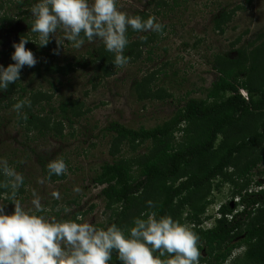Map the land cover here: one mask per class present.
Segmentation results:
<instances>
[{"label":"trees","instance_id":"trees-1","mask_svg":"<svg viewBox=\"0 0 264 264\" xmlns=\"http://www.w3.org/2000/svg\"><path fill=\"white\" fill-rule=\"evenodd\" d=\"M187 1L150 0L148 9L136 10L132 15L138 14L143 18L155 15L165 19ZM35 3L28 0H0V30L15 24L18 21L16 19L24 23V30L17 34L14 43H18L21 36L38 43L37 36L30 31L33 22L31 8ZM13 6L17 11L15 16L9 13ZM23 7L30 8L23 12ZM230 19V13L220 12L213 21L214 28L222 31V26ZM167 29L165 26L161 34L137 33L129 28V44L125 50V55L130 57L129 63L141 58L144 49L150 44L155 45L158 36L164 35ZM255 45L251 43L250 52L237 50L232 59L216 55L212 70L217 73V77L205 98L184 100V104L162 124L136 130L111 122L103 128L101 137L107 139L111 161L100 166L92 182L102 188L100 196L107 211L111 212V218L116 219L115 224L126 229L141 213L150 211H156L160 216L169 215L176 220L186 208L188 213L183 222L191 225V229L199 236L198 247L203 263L224 264L235 249L244 247L248 260L264 264V190L257 194L248 193L254 179L261 178L264 181V43ZM26 47L41 62L34 67L25 66L19 81L10 84L7 91L0 92V126L12 124L20 128L25 140L49 136L64 139V124L72 128L73 119L83 118L88 113L85 104L79 99L69 98L61 100L58 107L52 108V93L23 86V74L31 72L39 77L43 75L50 90L58 91L50 79L55 76L69 78L79 69L95 66L99 74L88 80V83L96 87L98 79L114 75L117 68L113 65L114 54L107 52L102 43L89 55L88 61L83 59L79 64L75 59L61 64L55 62L61 48H58L54 39L50 38L46 47L32 42ZM13 51L11 46L0 53L6 61L4 67L14 63L11 60ZM147 54L151 55V50ZM146 61H150V58ZM165 67L166 64L164 68L145 74L134 82L133 90L138 93L140 101L162 99L160 95L168 97L163 90L155 91L152 88L157 76H167ZM54 82L58 86L62 85L59 79H54ZM241 90L246 92V99L240 96ZM25 97L31 100V107L23 110L28 117L26 121L12 110L13 104ZM45 106L50 110L45 109ZM10 111L14 113L9 119L6 115ZM178 134L182 135L180 141H176ZM219 137L222 138L223 153L215 155L217 159L207 166L198 165L215 154ZM141 148L143 151L140 153L138 150ZM123 150L130 154L128 158L119 156ZM8 164L12 166L13 162L9 161ZM41 167L46 178L47 166L43 164ZM218 178L234 187L233 198H239V202L233 207L231 204L221 206L215 226L203 229L202 216L213 203L207 200V196L213 181ZM65 180L66 175H53L48 181L58 183ZM6 181L7 178L0 175V184ZM256 184L258 186L259 182ZM25 186L24 182L16 191V200L25 194ZM11 196L10 188L0 187V200L3 203H11ZM148 201H152L155 207L148 208ZM236 207L242 209L235 213ZM168 258L167 255L162 257L165 260ZM112 264H120L115 253Z\"/></svg>","mask_w":264,"mask_h":264},{"label":"rangeland","instance_id":"rangeland-1","mask_svg":"<svg viewBox=\"0 0 264 264\" xmlns=\"http://www.w3.org/2000/svg\"><path fill=\"white\" fill-rule=\"evenodd\" d=\"M149 1L118 0V7L132 15L136 10L148 9ZM14 8L13 6L9 12L13 16L17 13ZM28 8L30 7H23L22 11ZM222 11L230 13L231 19L222 26L221 31L214 28L213 21ZM16 20L18 21L12 26L0 30V53L11 47L17 34L24 30L23 21ZM158 20L164 27H168L164 35L158 36V42L145 48L141 58L132 64L116 68L111 77L98 79L96 87L88 83V80L96 78L95 75L99 74L96 73L95 66L86 70L79 69L69 78L55 76L50 79L58 91L50 90L43 75L39 77L31 72L23 74V86L28 89L41 88L52 93V108L58 107L61 100L76 98L81 100L88 110L83 118L73 119L72 128L64 124V139L49 136L35 138L33 141L25 140L20 128L17 129L12 124L0 126V159L12 161L11 167L24 176L25 194L18 196L17 200L25 209L32 207L31 201L35 193L41 200L45 215L57 219L82 218L78 222L91 221L98 228L115 223L116 219L111 218L112 214L107 211L100 196L102 188L92 182L100 166L111 161L107 139L101 137L103 128L111 122H118L136 130L162 124L184 104V100L205 98L207 90L217 77V73L212 70L213 58L216 55L232 59L239 49L251 50L252 42L255 46L264 43V0H251L249 3L246 0H188L184 6L175 9L174 14ZM60 36L58 33L57 38ZM100 44V41L94 44L86 43L83 48L76 50L65 41L64 49L61 48L55 62L64 64L77 59L80 64L83 59L88 61L89 55L93 54ZM149 50L151 55L147 54ZM147 58H150V61H146ZM40 62L41 60L37 59L36 64ZM165 64L167 76H157L152 88L155 91L163 90L168 97L160 95L162 99L140 101L138 93L133 90L134 82L145 74L164 68ZM0 65H6L1 55ZM54 79L61 80L62 85L58 86ZM239 94L242 96L240 92ZM246 97L247 94L243 91L242 98ZM44 108L50 110L47 106ZM13 113L10 111L6 116L10 119ZM2 116H5V113H2ZM181 139L182 135H176V141ZM221 141L222 138L219 137L215 154L198 165L207 166L217 159L215 155L223 153ZM138 151L141 153L143 148ZM129 155L127 150L119 154L120 157L127 158ZM58 157L64 159L68 167L66 180L49 182L41 166H47L50 160ZM41 180L44 182H39ZM75 188L79 191H74ZM53 192L60 193L59 200L53 198ZM233 197L234 187L221 178L215 179L207 196V200H212L213 203L202 216L201 228L214 227L215 220L219 217V208L226 204L233 207ZM0 203L6 214L14 210L12 202L3 203L0 200ZM65 209L68 211L65 212ZM241 209L236 207L235 212ZM187 213L185 208L175 219L191 228V225L183 222ZM245 253L244 247L235 249L224 264H257L248 260ZM199 264L205 263L199 259Z\"/></svg>","mask_w":264,"mask_h":264},{"label":"clouds","instance_id":"clouds-1","mask_svg":"<svg viewBox=\"0 0 264 264\" xmlns=\"http://www.w3.org/2000/svg\"><path fill=\"white\" fill-rule=\"evenodd\" d=\"M31 16L30 31L37 36L38 43L22 36L18 43H13L14 63L7 67L0 65V92L19 81L25 66L36 65L34 53L26 47L29 42L46 47L52 37L58 48L64 49L66 41L79 50L86 43L100 41L107 52L114 54V67L123 68L130 59L125 55L129 28L137 33L163 34L164 30L155 15L147 18L130 15L118 7V0H37ZM239 92L243 96V91ZM26 107H31L27 97L17 100L12 110L26 121L28 117L23 111ZM47 173L48 180L53 175H67L64 159L50 160ZM0 175L7 178L0 187L12 190L9 201L14 205V210L6 214L0 203V264H112L113 253L120 264H199V236L169 215L143 212L126 229L115 223L98 228L91 221L78 222L82 218L57 219L43 214L44 207L35 193L28 209L15 199L16 191L24 184V176L5 159H0ZM52 195L60 199L59 192ZM147 206L155 207L152 201ZM166 255L169 258L162 259Z\"/></svg>","mask_w":264,"mask_h":264},{"label":"built area","instance_id":"built-area-1","mask_svg":"<svg viewBox=\"0 0 264 264\" xmlns=\"http://www.w3.org/2000/svg\"><path fill=\"white\" fill-rule=\"evenodd\" d=\"M259 182V185L257 186L256 183ZM264 190V181H262L261 178L254 179L249 187L248 193H254L257 194ZM236 202H239V198L235 199ZM228 219H231V216H228Z\"/></svg>","mask_w":264,"mask_h":264},{"label":"bare ground","instance_id":"bare-ground-1","mask_svg":"<svg viewBox=\"0 0 264 264\" xmlns=\"http://www.w3.org/2000/svg\"><path fill=\"white\" fill-rule=\"evenodd\" d=\"M236 199V198H235ZM234 203H237L236 201L234 202ZM236 213V212H235ZM218 215H219V213H218ZM220 217V216H219Z\"/></svg>","mask_w":264,"mask_h":264}]
</instances>
